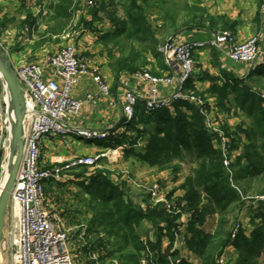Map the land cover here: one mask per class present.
<instances>
[{
    "label": "trees",
    "instance_id": "obj_1",
    "mask_svg": "<svg viewBox=\"0 0 264 264\" xmlns=\"http://www.w3.org/2000/svg\"><path fill=\"white\" fill-rule=\"evenodd\" d=\"M99 1L97 5L94 3L91 6L86 3L85 7L92 8L89 12L92 22L102 20L100 12L104 10L108 21L114 25V30L103 33L99 39L110 40L118 49L116 52L110 50L108 62L115 81H118L126 70L133 74L143 69L142 66L149 65V55L159 58L164 55L159 49L161 43L148 8L139 5L140 0H109L105 3V0ZM124 1H128V6L123 5ZM142 2L148 4L150 0ZM168 2L163 0L160 6L161 10H164V29L175 32L183 26L188 30L201 29L205 28L208 22L212 32L220 28L229 30L232 27L225 16L209 14L205 16L207 10L201 7L203 0H185V8L181 6L182 3L176 5L174 0H170L171 4ZM69 5L70 3L58 5L55 8L54 15L59 24H65L64 20L68 22L74 13ZM119 5L125 8L124 17H119L117 10ZM33 16L29 14L24 24H36V17ZM81 23L85 26L89 25L85 18H81ZM213 55L215 57L217 52L214 51ZM156 65L163 69L166 64L159 60ZM257 65L255 68H250L249 75L258 85L253 84L251 87L247 84L243 87L245 78H241L239 73L227 70L225 65L221 69L220 76H209L212 85L208 94L217 96L221 108L228 109L225 107L227 105L225 100L230 89L232 92H237L235 101L250 121L249 125L241 123L238 126V131L245 134L248 143L243 145V151L235 162L229 161L227 165L224 162L222 149L227 147L226 150H229L235 147L236 150H241L242 143L236 142L241 140V137H233L230 143L228 141L222 143L220 133L210 129L206 115L190 100L180 99L169 106L150 110L147 109L144 98H140L132 119L128 120L127 117L123 119L126 128L122 135L118 130L111 129L110 135L100 143L105 148H114L126 142L130 145L123 149L126 156L133 154L132 156L149 166L167 167L165 169L172 167L176 174L180 172L181 166L173 162L184 159L186 153L193 156L197 166L182 184L186 192L181 201L170 199L177 201L181 208V212H173V214L169 213L163 203L158 204L151 200H147V209L137 206L125 197V191L120 183L115 182L107 170L96 171L86 179L79 178L82 173L77 172L78 185L90 197L89 207L94 213L87 230L99 233L100 228H103V232L107 234V236L100 235L97 241L89 240L84 246L86 252H94L96 247L106 248L111 242L109 239L114 236L113 248L109 250L111 256L132 247L135 253L129 256L137 261L143 256L148 264H168L162 252L163 239L165 235L174 239V231L178 228L177 221L182 212H185L190 216L186 230L192 237L188 242L190 247L201 256V264H220L218 258L229 244H233L240 254L236 264H260L254 257L260 248L264 247V202H261L255 216L251 218L250 223L254 226V230L250 233L241 224L235 231L233 223L228 224L226 228L222 226L227 224L226 215L239 211L244 200L248 198L247 189L243 190L239 182H246L250 177L264 180V64ZM164 70L170 71L168 67ZM220 81L224 82L220 84ZM131 131L136 135L129 136ZM214 136L218 138L222 148L214 146ZM256 140L259 142L256 143ZM141 141H144L143 145ZM136 146L140 149L137 150ZM84 167L87 166L81 165L72 171ZM230 209L231 211L228 212ZM218 213L221 214V218L216 230L214 232L205 230L208 217ZM144 222L151 225L150 230L145 228ZM104 237H107V240H104ZM181 264L192 263L183 260Z\"/></svg>",
    "mask_w": 264,
    "mask_h": 264
},
{
    "label": "rangeland",
    "instance_id": "obj_2",
    "mask_svg": "<svg viewBox=\"0 0 264 264\" xmlns=\"http://www.w3.org/2000/svg\"><path fill=\"white\" fill-rule=\"evenodd\" d=\"M91 1L93 0H85V2L84 0H66V3H64V0H0V49H1L0 55L3 60V64L5 66L11 67L14 74L16 75V72L14 71L15 66L36 61L41 56L47 53L56 52L57 48L70 42H73L77 47L79 40V43L82 42L83 45V51H84L83 54H87V56L89 57L100 58V62H101V56H106V58L108 57L106 63H99L98 66L109 67L108 62L110 61V57H109L110 50H112V52H116L118 50L117 47L114 46V43L110 42V40L107 39L106 40L97 39L94 42V45L92 44V46L95 47L93 48V50H90L88 49L89 46L88 41L86 39L85 41L82 38H80L81 36L79 32H81L80 28L83 24L81 23V18H82L81 14L83 11L86 12L87 14H91L89 12L90 10H92V8L89 9L85 7V4ZM108 1L109 0H105L104 3ZM142 1L143 0H140L139 5L141 6L143 5L146 8H148L149 11L148 13L150 15V18L152 19L151 21L154 25L156 34L161 43L159 45L160 47L159 49L161 51L168 41L183 40L180 39L183 35H185L187 37L186 39H188L189 32H191L193 29H199V28H193L188 30L187 27L185 26H183L182 29H179L177 32L171 31L170 29H164L165 26L163 22L164 10H161L160 8L163 0H150L148 4ZM168 1L170 2V0ZM174 1H176V5L182 3L181 6L185 8V3H184L185 0H174ZM93 2L96 3L95 5H97L100 1L94 0ZM263 2L264 0H261V3L257 1L253 3V0H203L201 7L207 10L205 16L209 14L212 16L222 15L227 17L230 25L233 26V29L229 28V30L232 31L235 36H236L235 32L239 31L237 26H239L240 24L244 25L250 20H252L254 25L253 27H251V31L248 32V34H250L249 38H251L253 36L261 35L262 33L259 30L257 32L255 31L257 27L255 26V24L257 25L256 20L258 19L259 15H261L259 17L260 28L264 24L263 22L264 13L261 10ZM69 3H70L69 7H71V10H73L74 13L72 14L68 22L67 20H64V22H66L65 24L64 23L59 24V22L55 19V15H54L55 8L58 5H66ZM123 5L128 6V1H124ZM117 10L119 17L125 16L124 7L119 5L117 7ZM30 11H32V13H29ZM47 12H51V13L44 15V13ZM29 14H34V16H36V22L38 21L39 23L34 33L31 34L27 39V43H25V45H21V44L19 45V42L18 44L16 43V41H19L17 36L21 35L23 33L22 32L23 30L29 28L30 25L24 24V21L29 16ZM100 16H102L103 19L104 18L106 19L104 20L102 19L98 21L101 22L108 21L107 18L108 16L106 15V11L105 12L104 10L101 11ZM88 17L91 16L88 15ZM179 22L181 24V21ZM109 23L110 22H108V24ZM202 29H204L205 31L210 30L211 29L210 22H208L206 27ZM222 30H228V29L220 28V30L218 31L220 32ZM241 30H245V32H241V34L246 33V28L241 26ZM9 31H11L12 35L11 34L10 35L12 36L13 39L10 37V35L6 37V35L4 34L6 32L9 33ZM218 31L209 32V33L211 34L212 37ZM103 32H100L101 35ZM204 38L206 37H203L202 40ZM236 41L237 43H242V41H239L238 39ZM107 42H110V44H107ZM16 48H19L18 58L13 59L12 52ZM207 48H208L207 50L203 49L202 47L198 49L200 50L203 49L201 50L203 52H209L211 54V57L214 58L213 52L217 49L214 47H207ZM225 50L227 51V49ZM222 54H224L223 51ZM149 56H150L149 57L150 64L146 66H142L143 69L138 70V72L148 71L154 75H164V74L170 75L169 74L170 72L164 70V68H167L166 65L163 69L158 65H156V63L159 60H162L165 63L164 55H161L160 58L151 55ZM229 60L232 61L233 63H236L230 58ZM253 64H255V62L251 63V67L243 68L242 72L239 73L241 78L242 77L245 78L244 79L245 81L243 80L244 82L243 87L246 84L249 87L253 86V84L258 85L257 81H253V79H251L249 75L250 68H255L256 66H258ZM260 64H264V63H260ZM196 67L197 65L195 64V69ZM198 70L199 72L203 73V69L200 68ZM195 71L193 75L195 74ZM133 74L129 72V70L123 72V75L126 76H131V75L133 76ZM255 77L258 76L255 75ZM223 82L224 81L222 82L220 81L219 83L222 84ZM187 92L196 94L199 97L202 96L199 95L200 93L197 92V90L195 92L192 90ZM209 96L211 97H207L206 95V96H202L201 98H203L207 102L209 110L213 111L212 117L213 118L220 117L217 116L216 110L221 111V115H222L220 117L222 121H217V124H215L213 127H210V129L220 133V136L222 137L223 140L222 143H224V140L230 143L233 137L236 138L241 137V140L236 141V142L240 141L242 143L240 145L241 150L239 149L236 150L235 147L229 150H226L227 147H224L222 149L224 162L225 161L235 162L237 156L241 154V152L243 151V147H244L243 145L248 143L245 134L241 131H238V126L241 123H245L246 125H249L250 121L246 118L245 114L242 113L240 107L235 101V98H237L238 96L237 92H232V90L230 89L228 93V98L225 100V102L227 103L225 107L228 108L229 111H227L228 109L223 108L224 109L223 110L221 108L222 106L219 105V99L217 96H212V95ZM10 106H11V101H10ZM9 113L12 115L11 119H14L15 118L14 111L10 110ZM246 125L243 126L245 127ZM235 132H237V134H235ZM135 135H136L135 132L133 131L129 132V136H135ZM61 137L62 136H58L57 138L60 139ZM83 142L85 143V141ZM141 142H142L141 145H143L144 141ZM255 142L258 143L259 141L256 140ZM213 144L216 148H222V144L218 141V138L216 136H214ZM92 145H94V143H92ZM138 146H136L137 150L140 149ZM126 147L127 148L130 147V145H128L125 142L121 145H117V147L114 148L111 147L110 150L107 149L106 151H102L101 153H105V156L102 159L100 157L97 163L94 164L93 166L80 168L74 172L73 171L65 172L64 173L65 178H63L62 180H51L46 185L48 208H50L52 211L56 212L57 214L61 212L60 210L61 208L64 209V212L59 216L63 224L69 229L70 244H71L70 246L71 249H73L76 264H112L114 260H118L120 264H148L146 258L143 256H141L138 259V261L129 256V254L131 255L135 253L132 247H129L123 250L122 252L118 251L115 254V256H111L109 250L113 248L112 242L115 241L114 236L109 239L111 242L108 246H106V248L96 247L94 248L95 249L94 252L91 253L86 252L84 246L87 242H89V240L94 241L100 235L107 236V234L106 232H103V228H100L99 233H96V231L90 232L89 230H87L88 228L87 226H90L91 223L90 221L92 220L94 213L89 207L91 201L89 200L90 197L87 196L86 192L84 193L81 190L80 188L81 186L78 185L79 181L77 180L78 177L76 176V174L82 173L79 178L86 179L87 177H89L88 175H91L96 171L102 169L107 170L109 171L108 174L110 175V177L113 178L115 182L120 183L122 189L125 191L126 198L132 200L137 206L142 207V209H147V203H148L147 200H151V202H154L151 194L152 185L154 184L158 185L157 197L164 196L168 200H170L167 196H169L172 193L178 196L179 194L177 193L179 189H182V184H184L186 177L190 175L193 169L197 166V163L194 161L193 156L190 153H186L184 155V159H182L181 161L174 160L173 162L174 164H180L181 166L180 172L176 174L175 172H173L172 167L165 169L167 167L161 168L159 166H149L148 164L137 159L135 156H132L133 154L131 156H126L123 151V149ZM3 158L4 157L0 156V166L2 163L4 165L2 171H0V183L4 178L5 166L7 164V161H11V159L9 158H6L3 161ZM54 166H52V168ZM164 170L169 171L167 177L161 174ZM257 178L259 177H250V179L246 182L245 181L239 182L240 183L239 185H241L243 190L247 189L248 198L244 200L243 205L239 209V211L231 212L229 215H226L225 218L227 220V224L226 226L222 225L224 226V228H226L228 224L231 225L233 223L234 231L238 229V226L240 224L241 226L249 230V231L247 230L248 233L254 230V226L250 223L251 218L255 216L257 209L259 208L261 202H263L260 199V197L264 196V192H262V189H264V180H260ZM250 181L251 184L249 183ZM175 202L177 203V210H175L174 213L181 212V208L178 202L177 201ZM232 208L234 207H231V209ZM231 209L228 212H230ZM69 213L71 215H69ZM189 218L190 216L187 213L182 212L181 217L177 221L178 228L176 229V231H174V239L170 238L169 235L164 236L163 244H162V252H164V255L166 256V260H168V264H181L183 260H187V261L189 260V262H191L192 264H201V256L190 247L188 242L189 239L192 237L191 233L187 232L186 230ZM220 218H221V214L219 213L216 215H210L207 219L205 230L214 232L216 228L219 226L218 223ZM144 224H145V228L147 230H150L151 225L148 222H144ZM232 237H234V235ZM143 238H145L144 235ZM104 240H107V237H104ZM96 246H98V244H96ZM0 257H1L0 264L1 263L11 264V255L9 253L1 254ZM239 258H240V254L238 250L235 248L233 244H229L223 250V253L218 258V260L220 264H236V262L239 261ZM254 258L255 261H259L260 264H264V247L260 248L258 254L255 255Z\"/></svg>",
    "mask_w": 264,
    "mask_h": 264
},
{
    "label": "built area",
    "instance_id": "obj_3",
    "mask_svg": "<svg viewBox=\"0 0 264 264\" xmlns=\"http://www.w3.org/2000/svg\"><path fill=\"white\" fill-rule=\"evenodd\" d=\"M93 1L87 2V5H93ZM261 10L264 13V2ZM236 40L232 31L222 30L203 40L168 41L162 51L170 75H154L148 71L133 74L150 86L144 98L147 109L156 110L184 99L200 108L206 115L209 127L222 121L221 118L212 117L213 111L209 110L203 98L186 92L185 88L195 71L194 52L200 47H219L236 63H264L261 35L242 43ZM14 71L21 83L26 103L25 141L9 198L1 254L9 253L11 264H76L70 246L69 229L61 221L60 214L48 208L46 185L51 180H62L65 172L81 165L93 166L105 153L76 156L52 168L42 162V142L49 136L69 134L87 139L107 138L111 129H85L72 125L70 119L80 112L85 102L95 101L93 93H88L84 100L74 97L73 90L80 76H92L100 92L106 96L111 95V84L98 65H90L79 56L73 42L60 46L56 52L45 54L42 61L17 65ZM167 89L170 92L163 95L162 91ZM123 98L125 117L131 120L141 97L136 91L126 89ZM10 101V88L0 73V156L4 157L3 161L9 158L12 142ZM225 163L229 164L227 161ZM0 167L2 171L3 163ZM151 191L155 203H164L170 212L177 210L174 200L157 197V184L152 185ZM260 199L264 202V196ZM112 264L120 262L114 260Z\"/></svg>",
    "mask_w": 264,
    "mask_h": 264
},
{
    "label": "crops",
    "instance_id": "obj_4",
    "mask_svg": "<svg viewBox=\"0 0 264 264\" xmlns=\"http://www.w3.org/2000/svg\"><path fill=\"white\" fill-rule=\"evenodd\" d=\"M255 1L261 3V0H253V3ZM49 13L51 12L44 13V15ZM88 15L90 14H87L84 11L82 12L81 14L82 18H85L89 25L85 26L84 24H82L80 28L81 32L79 33L81 36L80 38H82L83 40L86 39L88 41L89 43L88 49L93 50L95 46H92V44L94 45V42L97 39H99V37L101 36L100 32L104 31L103 33H105L107 31L114 30V25L111 23L108 24L109 21L101 22V21L93 20L92 22V17H88ZM260 16L261 15H259L258 19L256 20L257 25L255 24V26L257 27L256 29L255 28L254 29L256 32L258 30L262 32L260 46L264 48V24L260 28V20H259ZM38 23L39 22L37 21L36 24L30 25L29 28L23 30L22 31L23 33L17 36L19 41H16V43L18 44L19 42V45L20 44L25 45V43H27V39L29 38V36L33 34L34 31L36 30ZM253 25L254 24L252 20H250L244 25L240 24L239 26H237L239 31L235 32L237 37L236 39H238L239 41L247 40L250 36L248 32L251 31V27H253ZM241 26L246 28V33L241 34V32H245V30H241ZM231 29H233V26L231 27ZM212 31L213 30L211 29L205 31L202 28L193 29L191 32L188 33L189 34L188 39H186L187 37L185 35H183L180 39H183L184 41L202 40L203 37H206L204 39H207L211 36L209 32ZM4 34L6 35V37H8L11 34V31H9V33L6 32ZM11 35L10 37L12 38ZM18 49L19 48H16L14 51L11 50L13 51L12 52L13 59L18 58ZM204 49L207 50L208 48H204ZM201 50L197 49L194 52L195 64L197 65V67L195 69L196 70L195 74L192 76L190 82L188 81L186 83L185 89L187 91L192 90L195 92L197 90V92L200 93V94L198 93L199 95L202 96L207 95V97H211L207 93L209 92L210 86L212 85V79L209 78V76L210 75L220 76L221 69L224 67L223 65H225V68H227V70L234 71L237 74L242 72L243 68L251 67V64L244 65V64L233 63L232 61L229 60L228 56L222 54L223 51L222 49L215 50L217 52V55L215 57L213 56L214 58L211 57V54L209 52H203ZM77 52L80 56L82 55L81 57H83L90 65H99V63H106L108 58V57L106 58V56H101V62H100V58L89 57L87 56V54H83L84 53L83 45L82 42L79 43V40L77 44ZM43 57L44 55L38 58L37 61H42ZM220 63L221 65H219ZM100 68L102 69L105 77L108 79L109 83L111 84V88H112L111 95L106 96L102 94L96 82L93 80L92 76L90 75L80 76L79 81L73 90L74 97L84 100L88 93H93L95 96V101L85 102L80 112L71 117L70 122L74 126L85 129H99V130L114 129L121 132L122 135L124 129L126 128V126L123 124V119L125 118L124 98H123L124 91L126 89L134 90L143 99L146 97V93L149 90L150 86L147 83L142 82L141 80L136 78L134 75L133 76L122 75L118 81H115L114 75L112 74L109 67L100 66ZM200 68L203 69V73L199 72L198 69ZM169 92L170 89L163 90L162 94L167 95ZM216 114L217 116L220 117L222 116L221 111L216 110ZM57 137L58 136H49L47 138H44L42 142V162L49 167H52L56 164H60L61 162H66L72 158H75L76 156L97 155L102 151H106L107 149L110 150L111 148V147L105 148L100 144L104 139L80 138L79 136L73 134L62 136L63 138L61 137L60 139H58ZM83 141H85V143ZM92 143H94V145H92ZM168 172H169L168 170H164L161 174L167 177L169 174ZM182 189H179L177 193L179 194L178 196L172 193L167 197L169 199H176V200L182 199L185 192V190ZM182 202L184 203L183 200ZM60 210L61 212H59V214H62L64 212V209L61 208ZM69 215L71 214L69 213Z\"/></svg>",
    "mask_w": 264,
    "mask_h": 264
},
{
    "label": "water",
    "instance_id": "obj_5",
    "mask_svg": "<svg viewBox=\"0 0 264 264\" xmlns=\"http://www.w3.org/2000/svg\"><path fill=\"white\" fill-rule=\"evenodd\" d=\"M0 73L6 80L10 88L11 91L10 110L14 111V115H15V118L11 120V127L13 133H12V142H11V154L9 159H11L13 155H17V160L15 162L14 169L11 172L7 184V188L0 195V256H1V244L4 237V229H5L6 216L9 206V198L15 183L17 171L19 168V164L23 152V145L25 141L24 120H25L26 103H25L24 92L18 77L14 74L11 67L5 66L3 64L1 55H0Z\"/></svg>",
    "mask_w": 264,
    "mask_h": 264
},
{
    "label": "bare ground",
    "instance_id": "obj_6",
    "mask_svg": "<svg viewBox=\"0 0 264 264\" xmlns=\"http://www.w3.org/2000/svg\"><path fill=\"white\" fill-rule=\"evenodd\" d=\"M10 154H11V152L9 153V155ZM16 160H17V155H13L11 157V161H7V164L5 166L4 178H3V180L0 183V195L7 188V184H8L11 172L14 169V165H15Z\"/></svg>",
    "mask_w": 264,
    "mask_h": 264
}]
</instances>
